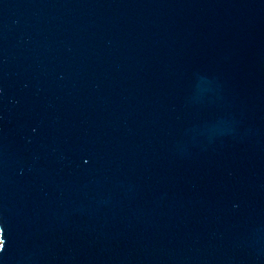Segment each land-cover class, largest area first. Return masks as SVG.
<instances>
[{
	"label": "water",
	"instance_id": "obj_1",
	"mask_svg": "<svg viewBox=\"0 0 264 264\" xmlns=\"http://www.w3.org/2000/svg\"><path fill=\"white\" fill-rule=\"evenodd\" d=\"M0 264H264V0H0Z\"/></svg>",
	"mask_w": 264,
	"mask_h": 264
},
{
	"label": "snow or ice",
	"instance_id": "obj_2",
	"mask_svg": "<svg viewBox=\"0 0 264 264\" xmlns=\"http://www.w3.org/2000/svg\"><path fill=\"white\" fill-rule=\"evenodd\" d=\"M0 241H2V250H0V253H3L6 250V238H5V228L2 223H0Z\"/></svg>",
	"mask_w": 264,
	"mask_h": 264
},
{
	"label": "clouds",
	"instance_id": "obj_3",
	"mask_svg": "<svg viewBox=\"0 0 264 264\" xmlns=\"http://www.w3.org/2000/svg\"><path fill=\"white\" fill-rule=\"evenodd\" d=\"M0 250H2V241H0Z\"/></svg>",
	"mask_w": 264,
	"mask_h": 264
}]
</instances>
